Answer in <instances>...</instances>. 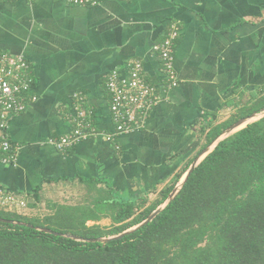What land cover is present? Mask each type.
Masks as SVG:
<instances>
[{
    "label": "crops",
    "instance_id": "crops-1",
    "mask_svg": "<svg viewBox=\"0 0 264 264\" xmlns=\"http://www.w3.org/2000/svg\"><path fill=\"white\" fill-rule=\"evenodd\" d=\"M172 21L178 85L164 91L143 129L108 140L109 72L139 60L145 80L163 89L152 46ZM0 50L24 55L36 96L9 120L19 152L15 163L0 162V188L27 204L102 179L118 196L153 199L190 166L205 132L264 85V0H0ZM74 93L95 132L60 151L49 139L73 129Z\"/></svg>",
    "mask_w": 264,
    "mask_h": 264
},
{
    "label": "trees",
    "instance_id": "trees-1",
    "mask_svg": "<svg viewBox=\"0 0 264 264\" xmlns=\"http://www.w3.org/2000/svg\"><path fill=\"white\" fill-rule=\"evenodd\" d=\"M250 95L232 116L203 131L192 159L227 126L264 108V85ZM186 169L153 199L118 196L102 179H82L80 201L53 204L43 217L0 210L7 220H0V264H264V116L220 140L150 222L121 238L78 241L35 228L85 239L116 235L163 203ZM106 218L110 224L101 225Z\"/></svg>",
    "mask_w": 264,
    "mask_h": 264
},
{
    "label": "built area",
    "instance_id": "built-area-1",
    "mask_svg": "<svg viewBox=\"0 0 264 264\" xmlns=\"http://www.w3.org/2000/svg\"><path fill=\"white\" fill-rule=\"evenodd\" d=\"M33 1V0H25ZM71 5L94 6L100 0H61ZM179 35L177 22L172 21L162 41L152 48L160 57L165 85L159 90L143 77L141 61L134 60L122 69H112L106 78L109 94V110L114 131L106 135L114 136L141 130L146 124L152 108L162 99L164 91L179 83L174 68V46ZM33 78L30 64L21 53L0 50V162L15 163L19 145L13 143L8 134L11 116L22 112L26 105L36 100L31 93ZM75 115L73 129L58 138H50L49 144L58 150L76 145L80 140L93 135L95 130L83 107L84 97L74 93ZM26 207V199L0 188V210L19 212Z\"/></svg>",
    "mask_w": 264,
    "mask_h": 264
},
{
    "label": "water",
    "instance_id": "water-1",
    "mask_svg": "<svg viewBox=\"0 0 264 264\" xmlns=\"http://www.w3.org/2000/svg\"><path fill=\"white\" fill-rule=\"evenodd\" d=\"M262 116H264V108H261L259 111L253 112V113H251L248 116L241 117V118L237 119L235 122H233L232 124H230L229 126H227L225 129H223L221 131V133L218 136H216L212 140V142L208 146H206L197 155V157L194 158V160L192 161V163L190 164V166L182 174V176H184L183 179L181 180V178H182V176H181L180 179L178 180V182H176V184L174 185L173 189L171 190V192L169 193V195L167 196V198L164 200V202L161 203L160 205H158L141 222H139L138 224H136V225H134V226H132V227L124 230V231H122L121 233H118L116 235L106 236V237H99V238H95V239H85V238L77 237V236H74V235H71V234H68V233L54 232V231H52L50 229H47V228H42V227H35V228L37 230H40V231H43V232L59 234V235L65 236V237H70V238L75 239V240H78V241H91V242L99 241V242H106L108 240L121 238L125 234H129V233L133 232L134 230H137L142 225L150 222L164 208V206L176 195V193L180 190L181 186L186 181L187 177L189 176V174L191 173V171L194 169V167L201 161V159L207 153H209L217 145V143L220 140L224 139L225 137L229 136L233 132H235V131L239 130L240 128L244 127L248 123H251L253 121L258 120ZM0 220L1 221H7V220H4V219H0ZM9 222H12V223H15V224H23L22 222H17V221H10L9 220ZM29 226H32V225H29Z\"/></svg>",
    "mask_w": 264,
    "mask_h": 264
},
{
    "label": "rangeland",
    "instance_id": "rangeland-1",
    "mask_svg": "<svg viewBox=\"0 0 264 264\" xmlns=\"http://www.w3.org/2000/svg\"><path fill=\"white\" fill-rule=\"evenodd\" d=\"M85 195L84 188L83 189H68L60 190L56 189L54 192H51L49 196L44 195V199L35 201V203H31L29 200L28 207L19 211L18 213L27 217H43L52 211L53 204H68V203H76L80 201L81 198ZM34 205V206H33ZM101 225H109V219H102L99 221ZM88 224H92L91 221Z\"/></svg>",
    "mask_w": 264,
    "mask_h": 264
},
{
    "label": "bare ground",
    "instance_id": "bare-ground-1",
    "mask_svg": "<svg viewBox=\"0 0 264 264\" xmlns=\"http://www.w3.org/2000/svg\"><path fill=\"white\" fill-rule=\"evenodd\" d=\"M184 177V176H183ZM183 177L181 178V180L183 179Z\"/></svg>",
    "mask_w": 264,
    "mask_h": 264
}]
</instances>
